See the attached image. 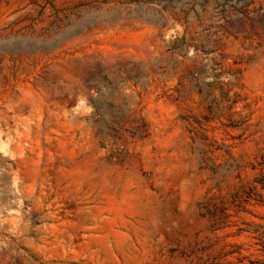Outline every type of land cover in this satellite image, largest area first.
Wrapping results in <instances>:
<instances>
[{
    "label": "rangeland",
    "instance_id": "obj_1",
    "mask_svg": "<svg viewBox=\"0 0 264 264\" xmlns=\"http://www.w3.org/2000/svg\"><path fill=\"white\" fill-rule=\"evenodd\" d=\"M264 0H0V264H264Z\"/></svg>",
    "mask_w": 264,
    "mask_h": 264
},
{
    "label": "trees",
    "instance_id": "obj_2",
    "mask_svg": "<svg viewBox=\"0 0 264 264\" xmlns=\"http://www.w3.org/2000/svg\"><path fill=\"white\" fill-rule=\"evenodd\" d=\"M263 171H264V170H263ZM255 181L257 182V184L260 185V187H261L262 189H264V175H259V176L255 179Z\"/></svg>",
    "mask_w": 264,
    "mask_h": 264
}]
</instances>
